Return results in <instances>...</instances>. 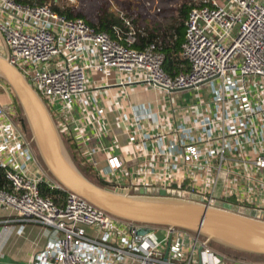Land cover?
Returning a JSON list of instances; mask_svg holds the SVG:
<instances>
[{
  "label": "built area",
  "instance_id": "built-area-1",
  "mask_svg": "<svg viewBox=\"0 0 264 264\" xmlns=\"http://www.w3.org/2000/svg\"><path fill=\"white\" fill-rule=\"evenodd\" d=\"M108 1L124 26H113L115 38L50 5L0 0L1 55L27 78L57 125H76L72 109L80 104L97 136L95 125L107 123L102 110L87 109L89 71L115 70L123 88L142 83L166 95L168 109L136 115L127 146L86 152L96 176L112 189L187 193L203 204L260 212L264 219V0H187L182 57L189 69L175 76L164 71L165 55L155 41L134 47L143 30ZM203 89L206 101L169 100ZM5 104L0 102V169L10 190L0 188V207L52 230L54 242L37 257L39 264H264L220 255L185 230L114 218L66 190L37 156L16 105ZM125 147L137 148L126 162L113 154ZM99 152L106 155V170L94 158ZM42 185L60 193L57 201L42 195Z\"/></svg>",
  "mask_w": 264,
  "mask_h": 264
},
{
  "label": "water",
  "instance_id": "water-1",
  "mask_svg": "<svg viewBox=\"0 0 264 264\" xmlns=\"http://www.w3.org/2000/svg\"><path fill=\"white\" fill-rule=\"evenodd\" d=\"M0 80L14 93L22 120L40 161L66 190L110 216L153 227L181 229L207 245L264 257V219L260 212L227 203L203 204L187 193H150L109 189L89 179L78 168L58 125L31 83L7 57L0 55ZM169 246L166 250L167 258Z\"/></svg>",
  "mask_w": 264,
  "mask_h": 264
},
{
  "label": "crops",
  "instance_id": "crops-1",
  "mask_svg": "<svg viewBox=\"0 0 264 264\" xmlns=\"http://www.w3.org/2000/svg\"><path fill=\"white\" fill-rule=\"evenodd\" d=\"M120 21L122 22L121 19ZM134 23L136 28L141 27L138 29L143 30V36L146 38L152 36L161 40L172 33L171 40L174 37L173 41L177 40L174 30H172L173 21L161 28H157V26L148 22L142 28L143 25L139 24L138 19ZM114 26L124 28L123 22ZM183 41H185V38ZM5 48L4 39L0 34V55L5 51ZM180 53L182 57V46H180ZM88 79V93L85 96L87 109L89 111L102 110V116L107 126L102 129V124L97 123L95 128L100 130L101 135H95V129L88 125V120L84 119L83 106L76 104L72 109V113L77 124L66 127L61 122L58 123L62 137L69 144L73 153V155L70 153L71 156H77L88 161L85 158L86 152L89 150L110 145L127 146L129 142L128 127L137 114L145 113L147 110L156 114L159 109H165L163 105L166 98L165 94L163 95L161 91L149 88L142 83L123 88L118 84L115 70H110L107 73L89 71ZM205 90L206 96L203 100L206 101L209 95L207 89ZM174 95L170 96L169 100L171 102H174L172 101ZM193 103L195 102L192 101L187 104L179 102L177 104L188 105ZM77 128L82 129L78 130ZM136 152L137 148L135 147L113 150V154L119 156L124 162ZM94 158L98 161L101 170L107 169L106 155L103 152L96 153ZM88 162L90 163V161ZM54 239L55 236L52 230L35 222L19 221L15 212L0 207V264H39L37 257L50 243L54 242Z\"/></svg>",
  "mask_w": 264,
  "mask_h": 264
},
{
  "label": "trees",
  "instance_id": "trees-1",
  "mask_svg": "<svg viewBox=\"0 0 264 264\" xmlns=\"http://www.w3.org/2000/svg\"><path fill=\"white\" fill-rule=\"evenodd\" d=\"M15 1L18 3H24V4L38 3L40 5H50V7L54 11L58 12L61 15L67 16L68 18H72V19L73 18H82V19L86 20L85 17L81 13L77 12L74 7H71V6L60 7L57 4L56 0L53 1L54 2L53 4L48 3V0H15ZM190 9H191V5H189L187 0H185V3L178 9V18H177V20H174L173 24H172V27H173L172 30H174V34H175L177 40L173 41L175 39V37L173 38V40H171L172 33L170 36H166V38H163L161 40L155 39L152 36L150 38H146L145 36L140 35L138 44L134 46L136 49L141 50L145 47V45L147 43H151L155 40V42L158 44L160 50L165 55L164 71L170 76H175L180 71H186L189 69L188 62L183 57H181L180 46H182L184 43L183 40H184L185 35H186V28L185 27H186V22L188 20ZM86 21L91 26H93L97 31L107 32L110 35H112L113 37L115 36L114 31L112 29L113 26L122 23L120 21V17L117 14H115L114 12H110L109 9H103L102 10V12L99 14V19H98L97 24H92L88 20H86ZM178 25H180V26H178ZM0 83H3L5 85L7 91L10 93V95L14 99L15 105H17V109L19 111V114L22 117V113H21V109L19 107L18 101L15 98L14 93L12 92L11 88L9 87V85L7 83H5L1 80H0ZM22 122H23V120H22ZM24 127H25V124H24ZM25 130H26V128H25ZM72 157H73L75 163L77 164L78 168L82 171V173L84 175H86L89 179H91L92 181H94L98 185L105 187V188L112 189L111 187H109L106 183H104L102 180H100L96 176V170H94V168L92 167V165L88 161H85L84 159H81L77 156H72ZM0 188H3L5 190H10L9 183L5 179V172L1 169H0ZM41 193L44 197L51 198L55 201H57V198L60 194L58 191L51 190L46 185L41 186ZM213 247L221 249L224 252H226L227 254L234 255L235 256L234 259L242 260L241 257H245V258H248V260H251L253 258L255 259V257L256 258L261 257V256H254V255L230 250V249L224 248L222 246H219L217 244H213ZM261 258H264V257H261Z\"/></svg>",
  "mask_w": 264,
  "mask_h": 264
},
{
  "label": "rangeland",
  "instance_id": "rangeland-1",
  "mask_svg": "<svg viewBox=\"0 0 264 264\" xmlns=\"http://www.w3.org/2000/svg\"><path fill=\"white\" fill-rule=\"evenodd\" d=\"M53 1L54 0H48V3L53 4L54 3ZM56 1L60 7L63 6L74 7L77 12L81 13L85 17V19L92 24L98 23L99 14L102 12L103 9H109L110 12H114L115 14L117 13L114 6L108 0H56ZM112 2L118 9L124 10L126 13L134 17L135 20L138 19L139 24L143 25L142 28H144L147 22L149 24H153L157 26V28H161L163 26L165 27L168 23L177 20L178 9L185 3V0H112ZM148 3L152 4V6H154L155 9L160 7L161 11L156 12L155 10L152 9V7L148 9L146 7ZM138 28L141 27L138 26ZM32 84L34 85V83ZM34 87L37 89L35 85ZM201 93H202L201 95H198L196 92L189 91L182 94H176L173 96L172 101H174V104H177L179 102L187 104L192 101L197 103L201 96H203V99L205 98L206 90L203 89ZM10 101H13V103L15 104L14 99L8 93L5 85L3 83H0V102L6 105L5 103H9ZM169 103L170 102H168L165 98V100L163 101V105L165 109L166 108L168 109L170 107ZM15 107L17 109V105ZM66 145L69 152L72 153L71 148L69 147V144H67V142ZM211 245H210L211 248H213L218 254L231 259L235 257L234 255L227 254L221 249L214 248L213 244ZM241 259L243 261H249L253 263L264 262V258L261 257H257V258L255 257V259L253 258L251 260H248V258L245 257H241Z\"/></svg>",
  "mask_w": 264,
  "mask_h": 264
}]
</instances>
